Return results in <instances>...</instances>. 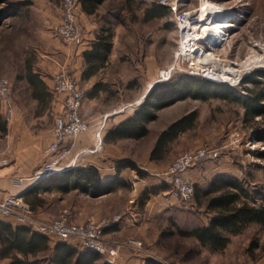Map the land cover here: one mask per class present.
Returning a JSON list of instances; mask_svg holds the SVG:
<instances>
[{
  "label": "rangeland",
  "instance_id": "374dc122",
  "mask_svg": "<svg viewBox=\"0 0 264 264\" xmlns=\"http://www.w3.org/2000/svg\"><path fill=\"white\" fill-rule=\"evenodd\" d=\"M171 1L176 2L174 7L163 4V0H133L131 5L126 0H106L99 6L100 11L92 23L112 28L114 47L111 51L119 60L113 72L127 76L125 81L117 78L119 93L115 91L97 100L84 97L82 112L88 118L108 114L109 119H114L113 110L122 109V114H128L142 103L141 95L149 85L158 89L185 77L213 78L216 80H209L229 83L238 93L246 94L240 85L243 77L257 68H264V0ZM61 2L0 0V11L9 7L17 9V14L0 23V75L11 79V99L15 88L18 97L30 95L21 84L26 64L38 62L43 52L62 51L51 30L61 11ZM154 2L170 8L169 15L146 20L145 9ZM18 4H23V9ZM183 11L188 12L186 23L177 20V15ZM206 28L212 31L208 38L203 36ZM57 39L65 46L70 45ZM3 104L0 100V137L7 133L6 125L11 117ZM173 109L172 115L196 110L198 117L196 127L186 132L174 146L166 167L188 150L201 146L214 149L210 169H221L223 172L219 175L242 180L250 194L248 202L260 206L264 202V159L258 154L264 151V141H255L253 135L256 126L264 128V118L258 117L256 125L246 123L242 107L218 98L207 101L186 98L178 101ZM146 142L134 143L130 148L144 156ZM210 182L207 180L200 189H206ZM167 186L171 190V186ZM205 204V198L201 202L194 198L188 205L180 201L171 212L172 223L184 229L203 225L212 213ZM162 219L160 230L163 234L155 242L153 253L170 264L190 257L199 260L202 254L198 240L178 235L176 227L166 224V216L162 215ZM226 234L233 244L242 245V248L244 244L257 242L259 248L253 251L252 257L264 258V228L249 225L240 232Z\"/></svg>",
  "mask_w": 264,
  "mask_h": 264
},
{
  "label": "crops",
  "instance_id": "0c3cea01",
  "mask_svg": "<svg viewBox=\"0 0 264 264\" xmlns=\"http://www.w3.org/2000/svg\"><path fill=\"white\" fill-rule=\"evenodd\" d=\"M17 6L23 9V4ZM78 11L82 25L81 41L65 46L58 41L56 36L57 44L62 46L61 52H54L53 50L43 52L38 62L28 63L25 66V75L21 84L29 90L30 95L22 98L21 96L18 97L17 88L13 91L12 115L6 125L8 130L3 137H0V156L9 159L6 166L0 167V199L14 195L22 197L23 201L32 207L35 215L42 221L58 218L64 212H67L69 220L75 223H83L87 220L102 222L104 219L113 218L120 214L121 218L107 227L104 233L105 239L117 248L114 264H146L148 259L170 264L160 259L153 253L152 249L156 248L155 242L162 236V230H160L163 223L162 215L166 216V224L172 228H177L178 225L172 223L171 212L178 207L180 200L172 195L167 184H164L158 175L166 169V161L172 158L174 146L186 133H182L178 137L179 139L168 145L170 149L166 152L165 158L153 161L150 158V152L156 143L158 133L171 125L173 121L186 115L187 112L181 115L171 114L173 107L178 103L177 101L170 106L157 109V119L147 123L149 128L147 136L140 139L116 138L114 141L110 140L109 137L117 125L135 116L147 97L146 95L155 88L152 84L141 95L144 98L142 103L132 112L122 114L124 112L122 109L116 113L114 119H107L100 139L97 136L101 128V120L99 119L91 123V128L88 131L63 145V147L70 148L71 151L62 162L60 171L95 167L99 171L100 181H119L120 185L115 190L103 192L101 195L86 193L79 189H73L69 192L40 191L37 194L28 195L27 193L35 183L30 180L18 181L21 177L31 175L35 168L48 159L46 150L53 138L55 120L64 108V98L62 94L55 91L52 82L54 72H57L60 66L70 69L77 83L85 90L86 99L92 100H97L98 97L101 98L104 95L107 96L106 94L112 95L115 91L119 93V89L116 88L117 78L125 81L124 78L127 76L120 72L116 74L113 72V66L119 60L116 59L112 51L108 59L97 64L94 73H87L90 63L86 61L83 52L93 49L103 27H100L101 25L96 22L92 23L96 20L97 13L100 11L99 8L96 9L95 13H88L84 11L81 2ZM60 20L61 11L59 16L55 18L51 30H54L55 25ZM143 74H145V70H143ZM30 75H35V77L33 76L35 80L32 82L29 81ZM98 84H102V87L94 92V88ZM3 105L6 110V105ZM170 114L172 115L171 118ZM145 141L147 142L144 146V156H140L136 150L130 148V145L134 143L141 144ZM129 160L134 161L138 168L146 174L140 176L136 170L130 167H121L123 163ZM211 160L198 163L187 173V178L195 183L197 189H200L207 180L210 181L223 172L221 169L211 170L209 166ZM153 189L156 190L155 193L152 192ZM215 216L216 213L212 212L208 222L204 224L208 225ZM1 221L12 224L14 227L24 226L19 223L16 217L4 216L0 213ZM47 237L51 249H54L59 243H66L73 248L75 247L79 252L86 250L77 239L64 241ZM131 238L142 241L144 248L136 249L121 245ZM200 246L199 253L202 256L199 260L190 257L176 261V264H264V258L252 257L254 254L248 251L250 245L244 244V248H242V245L237 246L230 242L219 251H213L207 245ZM100 255L102 258L92 264L107 262L108 256L106 254ZM16 256L25 260L24 255L16 250L6 255L0 253V264H11ZM28 258L31 259L32 257L28 256Z\"/></svg>",
  "mask_w": 264,
  "mask_h": 264
},
{
  "label": "trees",
  "instance_id": "16d2710c",
  "mask_svg": "<svg viewBox=\"0 0 264 264\" xmlns=\"http://www.w3.org/2000/svg\"><path fill=\"white\" fill-rule=\"evenodd\" d=\"M84 11L95 13L106 0H81ZM131 5L133 0H126ZM170 8L154 2L147 7L144 12L146 20H154L169 15ZM17 14V9L13 7L0 11V23L10 15ZM112 28L103 27L97 37V42L92 50L83 52L89 65L87 73H94L100 61L109 58L113 47ZM35 75L29 76V81L35 80ZM242 90L246 94L238 93L226 82L211 81L203 78L185 77L177 82H170L160 88H153L146 95L141 108L135 116L128 118L125 122L117 125L113 132L109 134L110 140L116 138L140 139L149 134L147 123L157 119V109L170 106L171 104L192 98L195 100H210L218 98L227 102L238 104L244 110L243 121L250 124H258L255 121L264 118V68H257L243 77L240 82ZM102 84L96 85L94 92ZM198 113L196 110L187 112L186 115L173 121L166 129L158 133L156 143L151 150L150 158L158 161L165 158L166 152L170 148L168 145L179 139L178 137L186 131L196 127ZM255 141H264V128L261 125L255 127L253 135ZM264 159V151L258 154ZM121 167H130L136 170L140 176L146 173L138 168L134 161L129 160ZM206 189H197L195 197L198 201L205 198L207 210L216 213L208 225H198L189 229L177 226L175 232L180 236L193 237L202 246H210L213 251L225 248L231 238L226 233H236L247 228L249 225H258L264 228V202L260 206L251 205L247 198L250 196L243 181L235 176L218 175L210 180ZM120 185L118 180L100 181L99 171L95 167L86 169L72 168L57 171L43 179L37 181L27 193L37 194L38 192L59 190L69 192L79 189L83 192H91L94 195H101L103 192H110ZM156 192L155 189L152 190ZM163 234V232H162ZM172 234V231L170 232ZM0 245L1 255L10 254L12 251L21 252L24 259L14 258L11 264H92L102 258L100 253L88 249L79 252L75 247L66 243H59L54 249L49 247L48 237L42 235L31 228L25 226H13L12 224L0 222ZM259 248L257 242L250 245L249 252ZM31 256L32 258H28ZM101 264H110L103 261ZM146 264H164L155 259H148Z\"/></svg>",
  "mask_w": 264,
  "mask_h": 264
},
{
  "label": "built area",
  "instance_id": "2783aa9c",
  "mask_svg": "<svg viewBox=\"0 0 264 264\" xmlns=\"http://www.w3.org/2000/svg\"><path fill=\"white\" fill-rule=\"evenodd\" d=\"M81 0H62L61 2V20L55 25V35L66 44H76L82 39V27L79 22L78 9ZM163 4L173 6L175 1L163 0ZM188 12L183 11L177 15V20L187 22ZM54 89L62 94L64 98L63 112L56 117L53 138L46 150L47 160L35 168L28 177H21L19 182L37 181L61 170L62 162L70 154V148L63 147L78 135L85 133L91 128V123L101 120V128L97 134L101 138L102 130L110 115L106 114L99 118L91 119L86 116L83 109L85 90H83L70 69L60 66L59 70L52 77ZM12 85L6 76L0 75V100L6 105L7 113L12 115ZM114 113L121 110H113ZM215 150L201 146L187 152H183L171 165L166 167L160 173L161 179L171 186V193L176 196L184 205H188L194 199L196 186L195 183L187 178L189 169L198 163L208 161L214 157ZM9 159L0 156V167L6 166ZM0 213L4 216L16 217L20 224L27 226L34 231L49 237H57L64 241L77 239L81 246L86 250L92 249L100 254H106L107 262L115 263L117 248L105 239V229L111 226L116 220L121 218L117 214L113 218L104 219L102 222L87 220L83 223L71 222L67 212H64L58 218L50 221H42L35 215L32 207L23 201L18 195L8 196L0 199ZM121 245L143 249L144 243L135 238L128 239Z\"/></svg>",
  "mask_w": 264,
  "mask_h": 264
},
{
  "label": "bare ground",
  "instance_id": "6f19581e",
  "mask_svg": "<svg viewBox=\"0 0 264 264\" xmlns=\"http://www.w3.org/2000/svg\"><path fill=\"white\" fill-rule=\"evenodd\" d=\"M187 20H189V16H188V19H187ZM210 31H211L210 29L206 28V29L204 30V32H203V36H205L206 38H208L207 35H208L209 33L212 32V31H211V32H210ZM207 78H209V77H207ZM209 79H211V80H216V79H213V78H209Z\"/></svg>",
  "mask_w": 264,
  "mask_h": 264
}]
</instances>
